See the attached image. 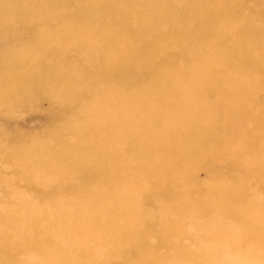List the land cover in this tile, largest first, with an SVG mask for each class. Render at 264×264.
<instances>
[{"label":"rangeland","instance_id":"obj_1","mask_svg":"<svg viewBox=\"0 0 264 264\" xmlns=\"http://www.w3.org/2000/svg\"><path fill=\"white\" fill-rule=\"evenodd\" d=\"M28 1L11 21L16 18L21 26L40 32L62 24L55 6L45 0ZM171 1L168 12L158 0H138L131 5L117 0L115 5L119 16L132 14L136 29L140 19H161L157 27L163 35L155 45V58L167 64L158 73L132 85L117 64L116 71L102 76L93 60L99 51L87 50L90 44L98 48L99 43L94 40L89 44L86 38L94 36L102 25L101 15L85 12V21L78 26L71 23L69 32L75 47H84L85 35V73H94L93 81L85 82L87 94H67L50 80L42 101L43 107L63 105L69 95L70 124L35 135L34 130L46 124V112L29 103L11 105L7 123L0 127V186L10 191L0 189V264H218L217 255L202 254L213 245L208 229L214 225L228 229L225 233L243 249L244 258L264 264L260 233L244 242V221L235 215L238 212L225 211L219 203L210 204L212 194L207 192L213 184L220 190L239 186L245 191L239 213L247 204H264V128L259 125L264 121V41L247 40L237 29L223 36L196 35L195 9L190 2ZM94 2L77 0L76 7ZM258 6L263 8L264 2ZM114 36L120 49L133 46L119 29ZM217 47L219 50L213 52ZM104 48L111 63L120 59L110 47ZM139 58L149 61L150 56L145 51ZM210 59L214 67H205ZM213 69L216 77L208 73ZM70 70L71 79L82 74L74 63ZM224 88L242 94L229 96ZM242 96L246 97L244 106L256 116L245 123L248 135L211 138L230 123V110ZM144 101L156 106L154 115L141 106ZM190 104H196L206 117L203 124H182ZM17 130L28 132L29 141L8 144V133ZM18 146L23 153L17 159L12 151ZM226 153L239 163L230 172L224 171ZM75 162L94 168V174L85 177L83 192L64 188L66 183H82V177L71 168ZM143 163L144 176L139 177ZM24 176L25 180L32 177L41 189L55 187L57 193L28 189L21 179ZM161 190L164 197L157 195ZM182 191L190 192L203 204L193 202L186 208L175 204ZM106 215L110 221L102 223ZM143 218L148 219L145 224ZM127 225L146 231L143 248L126 245L121 228Z\"/></svg>","mask_w":264,"mask_h":264},{"label":"bare ground","instance_id":"obj_2","mask_svg":"<svg viewBox=\"0 0 264 264\" xmlns=\"http://www.w3.org/2000/svg\"><path fill=\"white\" fill-rule=\"evenodd\" d=\"M45 1L49 5L55 6L58 18L61 19L62 24L58 23V25L52 26L47 32H40L21 26L22 23L16 18L11 21L14 13H18L22 8L23 10L25 9L29 2L28 0H0V127L2 124L7 123L6 120L8 117L6 113L12 110L11 105L22 106L28 103L35 107V109L45 111L47 114L45 126L42 129H39L40 127L35 129V135L53 129L59 130L61 127L70 124V112L67 111L69 110V103L72 99L69 95L66 96L63 105L50 104L47 107H43L42 101L45 98L44 89L49 86L48 81L50 80L61 86L67 94L68 91H77V94L83 97L87 94L85 82H92L94 73L91 70L85 73V35L82 40L84 47H75L70 42L73 35L69 32L71 23L78 26L85 21V12H95L101 15L99 19L102 21V25L95 29L96 34L94 36L88 35L86 38L89 39V44L94 40L99 43L98 48H93L92 44H90L91 46H87V50L89 52H93V49L99 51V53L94 54L93 60L96 62L95 68L100 70L102 76L108 72L116 71L118 64L121 66L120 73L127 77V81L130 84L136 85L146 77H150L156 72L158 73L160 68L167 64L155 58V45L160 42L163 35L157 27V21L161 19H140L138 20L139 23H137L140 27L136 29L133 25L132 14L128 17L127 15L119 16L117 14L115 7L117 0H95L88 7H85V5L76 7L77 0ZM137 1L124 0L129 5L136 4ZM188 1L195 9L193 30L196 35L219 33L223 36L229 30L237 29L247 40L264 41V7L258 6V3L264 2V0ZM158 3L166 12L172 8L171 0H158ZM211 3H213V6L210 7ZM88 17L92 18V15H88ZM259 21L263 23L262 26H258L257 23ZM118 29L132 40V47L126 46L124 50L120 49V44L114 36L115 30ZM123 42L125 44V41ZM102 46L110 47L112 52L120 54V59L116 63H111L106 49ZM217 50H219L218 47L217 49H213V52ZM145 51L150 56L149 61H143L139 58V54ZM50 60L51 64L49 63ZM56 62H59V64H56ZM71 63L76 64L77 70L82 72V74L73 79L70 78ZM214 63L210 59L206 62L205 67H214ZM208 73L213 77L217 76L214 69ZM164 80H166L165 77ZM218 82L222 83L223 81L218 79ZM71 85L76 86L72 87ZM223 92L229 96H232L234 93L242 94L240 91L227 88H224ZM245 101L246 97L242 96L239 98L238 104L230 110L232 115L230 123L222 127L219 132L213 133L211 138L227 140L232 135H248L245 123H247L248 119L256 118V116L244 106ZM141 106H146V110L151 115L156 113L154 111L156 106L149 104V101H144ZM187 107L188 110L185 111L181 120L182 124L188 125L193 121H196L197 124H203L206 121V117L204 118V114L197 109L196 104H190ZM80 119L81 117L72 120V124ZM167 119L170 121L172 118L167 115ZM259 125L264 128V121H259ZM176 128L180 131L177 125ZM30 137L28 132L17 130L8 133L7 140L8 144H25L29 141ZM254 137L259 139L261 135H255ZM191 143L192 137L189 135L188 144ZM130 148L132 147L130 146ZM12 153L13 157L16 156L18 159L20 154L23 153V150H20L18 146ZM228 154L226 153L228 160L224 164L225 172H230L232 169H235V165L239 164L237 161H233ZM177 158L183 159L184 157ZM144 166V163L141 164L142 170L139 177L144 176ZM71 168L77 177H82V183L78 186L66 183L64 188L70 192L72 190L77 192L85 191V177L92 176L94 174V168L85 162H75ZM60 171L63 173L65 169L63 168ZM68 178V176H65V179ZM21 179L25 181L24 185L30 190H41V192L48 195L57 193V189L52 186L47 189H41L34 184L32 177L26 178L27 181L25 180V176L21 177ZM103 179H105L104 174ZM4 186H0V189L2 192L7 193L9 190L7 186ZM59 186L62 187V185ZM207 192L212 194L210 204L214 205L219 203L225 211L234 209V213L238 212L235 215L244 221L242 223L244 242L251 241V238H257L256 235L259 232L258 237H262L264 244V221L262 220L264 204L262 206L260 204H247V209L239 213L244 206L242 201L245 193L239 186L236 185L231 189L220 190L213 184ZM157 195L164 197L165 191H158ZM190 195V192L182 191L177 195L175 204L180 203L184 208L193 202L196 205L203 204L200 199L193 195L190 197ZM254 209L256 210L251 214L250 211ZM116 212L119 213V211ZM101 220L102 223L109 222L110 216L106 215ZM147 220L143 218L142 223L145 224ZM71 230L74 232V229ZM227 230L217 225L208 229V235L213 245L204 249L202 254L212 252V255H217L220 259L218 264H255L250 260V257L244 258L242 256L243 249L234 241L230 234L225 233ZM121 231L127 246L136 248L144 247L143 236L146 231H135L128 225L125 227L122 226ZM151 232L152 230L148 234ZM191 256L193 258V255Z\"/></svg>","mask_w":264,"mask_h":264}]
</instances>
